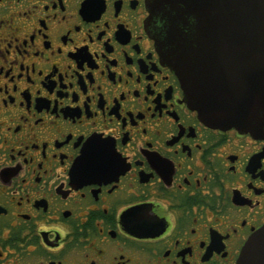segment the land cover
<instances>
[{
	"label": "flooded vegetation",
	"instance_id": "flooded-vegetation-1",
	"mask_svg": "<svg viewBox=\"0 0 264 264\" xmlns=\"http://www.w3.org/2000/svg\"><path fill=\"white\" fill-rule=\"evenodd\" d=\"M148 0H0V264H236L264 134L187 102Z\"/></svg>",
	"mask_w": 264,
	"mask_h": 264
},
{
	"label": "water",
	"instance_id": "water-1",
	"mask_svg": "<svg viewBox=\"0 0 264 264\" xmlns=\"http://www.w3.org/2000/svg\"><path fill=\"white\" fill-rule=\"evenodd\" d=\"M187 102L218 128L264 134V0H148ZM236 264H264V224Z\"/></svg>",
	"mask_w": 264,
	"mask_h": 264
}]
</instances>
